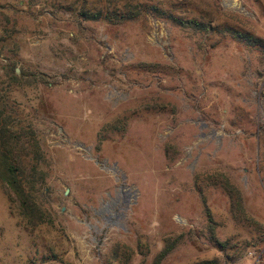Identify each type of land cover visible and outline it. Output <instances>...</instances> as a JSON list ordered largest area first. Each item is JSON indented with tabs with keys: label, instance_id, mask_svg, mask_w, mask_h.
<instances>
[{
	"label": "rangeland",
	"instance_id": "1",
	"mask_svg": "<svg viewBox=\"0 0 264 264\" xmlns=\"http://www.w3.org/2000/svg\"><path fill=\"white\" fill-rule=\"evenodd\" d=\"M188 9L264 42V0H0L44 175L29 226L0 181V264H264V48Z\"/></svg>",
	"mask_w": 264,
	"mask_h": 264
},
{
	"label": "trees",
	"instance_id": "2",
	"mask_svg": "<svg viewBox=\"0 0 264 264\" xmlns=\"http://www.w3.org/2000/svg\"><path fill=\"white\" fill-rule=\"evenodd\" d=\"M173 5L174 3H171L170 7L173 8ZM135 9L136 16L149 11H159L156 5L139 4ZM186 12L188 15L185 19L172 12L168 13V11L162 14L177 25L197 24L191 27L207 34L216 33L218 36H229L250 48H264V42L261 39L247 30L240 29L241 27L234 19L222 20L220 17L216 20L215 17L210 18L190 9ZM85 17L88 19L109 18V13L105 14L103 11L95 15L86 13ZM196 18L209 23H199ZM1 84L0 82V181L8 189L10 202L18 204L27 220L26 225L29 226L35 222L38 223L37 221L42 216L36 200L39 187L44 181V175L39 170L42 160L40 145L31 125L19 119L11 111L9 98L4 95Z\"/></svg>",
	"mask_w": 264,
	"mask_h": 264
},
{
	"label": "water",
	"instance_id": "3",
	"mask_svg": "<svg viewBox=\"0 0 264 264\" xmlns=\"http://www.w3.org/2000/svg\"><path fill=\"white\" fill-rule=\"evenodd\" d=\"M17 73H19V71Z\"/></svg>",
	"mask_w": 264,
	"mask_h": 264
}]
</instances>
